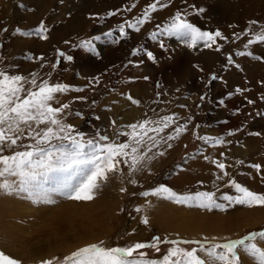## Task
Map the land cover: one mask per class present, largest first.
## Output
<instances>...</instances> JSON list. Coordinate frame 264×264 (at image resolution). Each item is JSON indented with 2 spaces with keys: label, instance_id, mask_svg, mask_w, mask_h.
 I'll return each mask as SVG.
<instances>
[{
  "label": "rangeland",
  "instance_id": "obj_1",
  "mask_svg": "<svg viewBox=\"0 0 264 264\" xmlns=\"http://www.w3.org/2000/svg\"><path fill=\"white\" fill-rule=\"evenodd\" d=\"M23 1V4H15L17 10L15 9L16 11H13L12 7L15 6L14 4L12 6L9 0H0V69H5L13 75L19 74L30 77L33 72H38L37 74H40V71L43 70L42 68H46L45 72H42L43 75L41 73L39 77H46L50 82L67 84L73 89H90L94 86H98L100 89L104 88L102 102L97 100L92 101L93 105L100 102V106L97 110L87 109V106H83V104L82 107L73 111L71 117L68 119V123L85 133L86 137L95 138L96 134L99 132L100 134L107 135L110 140L124 142L126 137H118L116 135L118 130L125 129L126 125L137 123L145 118H157L151 114L147 115L146 111H143V108L139 104H133L131 102L128 98V94L118 92L115 87V82L118 79L117 77L130 65V59L135 56L133 65L138 68L141 65L139 61L147 57L145 53L148 51H151L156 59L155 61L149 60V64L144 66L146 67V71L153 72L154 68L159 65L162 60L166 62L160 67L161 71H159V74L156 75L155 86L150 85L149 87V89H154V95L152 91L149 92V96L152 98L151 105L156 113L160 112L163 114L161 116L174 115L179 118L176 123L171 126V131H169L168 128L165 134L161 133L160 135L166 138L170 134L173 135V131H175L174 129L176 127L183 124H187L188 127L185 131L186 135L180 141L176 153L172 154V156L159 167L160 169H158V172L153 174L149 180H146V178L142 176V178L137 180L138 185L130 189L127 179H124L122 177V172H119L110 174L109 179L102 183L95 191L94 199L91 201H76L62 196H55L54 199L56 202L54 204H45L33 202L24 193L8 194L9 199L16 200L17 216L16 219H10L8 223H4V225L0 224V251L19 260L21 264H43V262L47 260H52L53 264H63L64 257L82 247H86L90 244H99L101 241L104 242V246L109 248L125 247L137 242L147 243L151 242L153 237H159L161 241L166 239L204 240L207 238L208 240L215 239V242L222 243L226 240L243 238L250 232L264 230V207L261 206L249 208L243 205H234L227 207L226 210L223 211L219 209L209 211L158 199L156 197H144L140 195V193L154 189L161 184L181 194L194 193L196 191H217L216 188H204L203 184L200 183H195V186L191 188L174 185V178L179 177L186 162H190L197 158L200 153L204 154L211 148L214 149L216 147L209 146L202 140L196 139L197 135L213 138L222 137L224 141L229 138L230 145H226L223 149V158L226 165L235 166V168L233 167L235 170L233 179L237 182L239 181L238 183L242 185L244 184L243 186L248 187L252 191L264 193L263 167H261V171L259 172L260 175H258V179L256 180L258 181L256 182L259 186L258 189L253 187L252 184L247 183L250 175L248 171L252 169L250 165L256 164L251 157L255 158L258 154H261L264 159V136L261 133L262 130H264V118L261 117L264 107L262 106L264 103V98L262 97L264 96L260 97L262 99H260V103L258 102L259 104L255 105V108H252L242 117H237L238 119L235 120L234 116L236 115L233 112V107L226 101L229 88L228 81L225 83V81L222 80L224 78V69H226V66L232 64L227 61L229 55L232 56L233 62L234 60L237 61L240 57L260 63H264V59H255L253 56L248 55L241 56L237 55L236 52L234 55L231 52L232 50L226 48V41L220 40L218 42L222 45V49L216 56V60H214L215 64L212 66L210 65L209 70L205 71L203 74H197L196 70H200L199 68L205 66L203 63L199 62L195 64L186 59V53L188 52V47H185L186 45L181 44L175 38L158 37L157 40L151 38V33L153 31H158V25L162 28L178 10L181 11L180 5H182L183 2H179V6L176 5L180 0H173V2L172 0L163 1L168 3V8L166 7L153 14L151 13V16L164 9H166L167 13L161 12V16L159 13L139 32H135L126 27L128 37L124 39H119V33L117 31L118 26L125 21L132 22L133 20H130L132 17L131 15L130 17L123 16V19H120L119 22H117L114 17H117L118 12L126 9V7H129V9L130 6L132 9L137 8L140 0H122L120 5H118L119 7L113 5L114 0H106L102 11L95 13L91 18L89 29L83 33L79 32V37L78 34L76 36L77 40L72 44L68 43L67 47L62 48L55 45L49 50H46L47 52L44 51L39 55H35L34 52V54H31L29 51L21 50L13 52L12 47L18 41L20 44L23 43L27 37H34L37 43L41 41L37 33L39 27L35 26L31 28L32 26H29L25 19L26 16L33 13L34 10L39 11V6H47V3L50 1L56 3L54 4L56 8L55 23L53 25L58 26L67 24L69 22L68 20H71L72 16H74L73 14L77 13L79 6L83 4L88 5V1L91 0H74V3L70 0L69 2L68 0ZM147 1L148 3L142 9V14L148 5L156 2V0ZM203 1L204 0H193L192 3H189L187 6V10H189L188 13L192 14L194 17V21H192L193 24L200 27L202 30L205 29L209 31L210 26L208 27V25L210 21L213 20L212 17L196 13L198 5ZM242 1L244 3H242L243 5L241 6L248 9L250 15L248 19L249 22L254 20L258 22V24L251 26L249 24V26L252 28L257 27L258 30H261V26H264V0ZM222 4L223 3H220V5ZM133 5H135V7H133ZM243 7L240 8L241 12L244 9ZM113 12L116 13V16L109 15V13ZM218 12L219 8H215L211 13L216 16ZM257 17L259 19L260 17L263 18L259 20ZM252 18L254 20H251ZM217 29H212L211 31H216ZM108 31L113 32L111 38H102L100 41H94L99 56L79 47L81 41L91 39L97 35L102 36L103 33ZM226 34L229 35L227 32ZM247 38L249 39L250 37L247 36ZM113 39H119V42L113 43ZM160 43H164L165 48H161ZM173 45L184 46L180 55L183 56L184 54L185 60L179 63L177 73H173L172 71V66L176 59L174 60L172 54H166L169 49L172 50ZM257 46V53L261 54L254 55L264 57V43H257L256 47ZM113 48L118 49L115 51L116 56H123L120 57L119 60L114 61V63L110 60L109 63L106 64L107 60L103 57L104 51H110ZM134 49H142L143 52L140 55H133ZM124 50L128 51L124 52ZM208 50L209 49L203 47H198L193 49V52L199 54L206 53ZM58 52H63L65 56H71L72 62H69V60L64 57H59ZM71 52L74 54L77 52L79 54L77 57V61L80 60L79 64H74L75 58ZM40 57H43V59L41 60ZM35 58L40 62V67H34L32 65ZM179 59L180 57H178V62ZM66 61L74 65L70 67L67 66V64L64 65ZM144 61L145 60H143L142 63H144ZM53 65H56V67H53ZM86 66L92 67L93 70L88 71V69L85 68ZM189 70L196 78L194 83L189 81ZM24 72H27V74H24ZM149 72H147V74ZM213 75H215L217 79L211 80ZM221 76H223L222 79ZM147 79L149 83L153 82L154 77L152 73L148 75ZM217 82V86L215 85L217 88H213V85ZM124 83L130 84L128 81H124ZM189 83H193V87L190 86V88H188ZM176 90L178 91L177 93H175ZM72 92L76 91L70 90L68 93L63 94L66 96V101L75 102L76 100H83L84 103V94L81 95V97H69ZM60 96L61 95H58L57 98ZM202 96L205 97V99L201 100ZM228 97L230 96L228 95ZM164 99L165 102L163 101ZM221 100L224 101L223 104L220 103ZM169 102L170 106L168 105ZM154 105L156 107H154ZM77 112L81 113V116L77 117L75 115ZM97 117L99 119H97ZM255 120H260L259 133L257 135L258 141L252 142L248 136L252 128H254L253 122ZM113 121L115 122L114 124ZM250 125L252 126L250 127ZM248 127H250V129ZM240 131H244V133L241 134ZM229 133L232 134L229 135ZM239 133L241 134L240 137L232 139V136ZM162 148L163 147L160 145L157 146L153 149V153L162 152ZM5 154L11 153L7 152ZM160 156L161 155H156V158ZM241 161L243 163H240ZM230 177L232 179L233 176L230 175ZM144 181H147V187L145 186V188L142 189V182ZM227 182L228 181L225 182V186ZM224 192L223 190H219L217 195L219 196ZM229 194H234L233 189L229 191ZM218 202L224 203L223 201ZM138 207L141 209L140 212L135 211ZM153 213L154 217H152ZM239 213L241 214L238 215ZM156 215L158 217H162V215L172 217L173 221H167L161 226ZM145 216L148 218V224L142 223ZM204 218L207 220L211 219L207 221L208 223L206 222L208 225L205 224L206 226L203 225L202 228L200 225H196L197 221H203ZM240 220L241 222H239ZM192 221L194 224L191 223ZM190 224L192 225L191 228L195 231L200 228L201 233L196 236H188L180 232L182 229L190 228ZM223 224H227L228 226H226L230 227L232 230L227 233L222 232L226 236L223 238L221 236L220 238L218 237V232L222 231L220 229ZM212 226L215 228H211ZM255 242L258 247L264 249V240L258 238ZM170 247H172V245L161 243L159 245V252L155 249H145L142 251L146 252L148 259L158 260L167 253ZM182 247L190 250L192 247H196V245H182ZM238 255L240 258L239 264H257L255 258L249 256L242 249L238 250Z\"/></svg>",
  "mask_w": 264,
  "mask_h": 264
},
{
  "label": "snow or ice",
  "instance_id": "obj_2",
  "mask_svg": "<svg viewBox=\"0 0 264 264\" xmlns=\"http://www.w3.org/2000/svg\"><path fill=\"white\" fill-rule=\"evenodd\" d=\"M166 7L168 3L156 0L155 3L148 5L142 18H137L135 22L121 23L117 29L119 39L128 37L126 27L139 32L141 26L152 19L151 13ZM204 11L205 9L200 8L196 10V13L203 14ZM115 14L109 13V15ZM188 15L189 13L182 14L178 10L162 28L157 26L158 31H153L151 38L153 40H157L158 37L175 38L190 49L198 47L212 49L215 46V51H221L222 45L218 44V40L227 41L228 38L218 29L216 31L202 30L189 21ZM249 24L251 26L258 22L250 21ZM249 31L246 29L243 34H234V38H239L240 35L247 36ZM45 32L46 28L41 24L37 29L41 39L48 38ZM112 36L113 32L108 31L102 36L97 35L81 41L79 47L99 56L94 41ZM119 39H113L112 42L118 43ZM257 43H264V26H261L259 33L253 34L252 38L248 39L245 48ZM160 47L165 48V44L160 43ZM142 52V49H134L132 54L140 55ZM145 54L148 60L155 61L156 58L151 51ZM237 55L264 59V57L255 56L251 51H241ZM58 56L72 60L71 56H65L63 52H58ZM40 59L42 60L43 57ZM227 61L230 64L233 63L231 55L227 57ZM215 79L217 77L213 75L211 80ZM70 90L79 92L84 89H73L67 84L51 83L48 78L39 77L37 73L25 77L0 69V191L7 194L24 193L35 203L54 204L55 196L76 201H91L94 199L95 191L109 179L110 174L121 172V165L129 169L130 175L141 171L148 162L156 158V155L164 154L159 152L149 155L162 140L167 143L178 139L188 127L187 124L180 125L175 128V135L162 137L160 134L179 119L174 115H164L156 119L145 118L137 123L126 125L125 129L118 130L116 135L126 137L124 142L110 140L107 135L99 132L95 138H88L85 133L66 122L65 114L66 110L70 109V104H60L57 99L58 95L66 94ZM128 98L133 104H139V101L131 96ZM203 99L205 97L202 96L201 100ZM220 103L223 104L224 101L221 100ZM248 103L254 102L250 100ZM75 115L79 117L81 113L77 112ZM253 134L258 135V133ZM196 139L213 147L225 143L222 137L197 135ZM26 140L32 142L25 143ZM171 146L168 144L169 148ZM6 152L11 154H5ZM204 159L211 160L223 176L229 175L226 170L228 166L225 163L212 160L208 156H204ZM250 167L259 173L262 166L253 164ZM217 179L221 177L217 176ZM131 183L136 184V181L132 180ZM226 186L231 187L234 194L222 193L218 196L219 189L181 194L161 184L140 195L209 211L213 209L223 211L234 205L249 208L264 207V193L252 191L235 179H229ZM135 211L140 212L141 209L138 207ZM142 223H149L147 216L143 218ZM258 238L264 240V230L250 232L243 238L226 240L222 243L207 238L161 241L159 237H153L151 242H137L125 247L109 248L101 241L99 244L82 247L64 257L63 264H239L238 250L241 249L255 258L257 264H264V249L258 247L255 242ZM161 243L172 245V247L161 259H148L146 252L142 250L155 249L159 252ZM182 245H196V247L189 250ZM0 264H21V262L0 251ZM43 264H53V261L47 260Z\"/></svg>",
  "mask_w": 264,
  "mask_h": 264
},
{
  "label": "bare ground",
  "instance_id": "obj_3",
  "mask_svg": "<svg viewBox=\"0 0 264 264\" xmlns=\"http://www.w3.org/2000/svg\"><path fill=\"white\" fill-rule=\"evenodd\" d=\"M70 1L71 2L73 1V3H74V0H70ZM163 1H165V0H162V2ZM181 1L183 2L182 5H180V10L182 11V14L185 12L188 13L189 10H187V8H188L187 6L189 5V3H192L193 0H180L177 2L176 5H178V3ZM9 2L12 4V6H13V4L18 5V3L19 4L24 3L23 0H9ZM68 2H69V0H68ZM105 2H106V0L88 1V3H89L88 5L83 4L82 6H79V9L77 8L78 9L77 13L73 14L74 16H72L71 20H68L69 22L67 24H62V25H58V26L53 25L55 23V8H56L54 4H56V3H54V1H50L49 3H47V6H41V7L39 6V8H40L39 11L34 10L33 13L28 14L25 19L27 20L29 26H32L31 28H33L35 26L39 27L41 24H43L46 28L45 35H47L48 38L47 39H41V41L39 43H37L36 39L34 37H32V36L29 38L27 37V39H25L23 41V43L20 44V42L18 41L12 47L13 52H17V51L21 50V51H29L31 54L35 53V55H39V54H42L44 51L49 50L52 46H55V45H58L62 48L67 47L68 43L72 44L77 40L76 36L79 32L83 33V32H86L87 29H89L91 18L94 16L95 13L102 11ZM121 2H122V0H114L113 5H116V7H117L118 5H120ZM131 2H133V1H131ZM172 2H173V0H172ZM147 3H148L147 0H140L138 2L137 8L132 9V7L130 6V9H129V7H126V9L118 12V16L114 17V19L117 22H119L120 19H123L122 18L123 16H129L130 17V15H131L132 18L130 20H133L135 22L136 17L141 18V16H143V14L141 12ZM220 3H223V4L220 5ZM242 3H244L242 0H220V1L204 0L201 4L198 5L197 10L200 8H203V9H205L203 14H205L206 16L212 17L213 20L210 21V24L208 25V27L210 26L209 31H211L212 29H217V27H218V29L221 31V33L225 37L228 38L226 41V44H227L226 48L232 50L231 52L233 54L235 52L238 53L241 51H243V52L251 51L254 54H261V53H257L258 46L256 47V44L250 46L249 48H245V45L247 44V41H248V40H246V39H248L247 36L252 38V35L255 33H259L260 30H258L257 27L252 28L249 26V23H248L249 20L248 19L250 18V15L248 13V9L246 7L244 8L243 6H241V5H243ZM241 7L244 8L242 12L240 11ZM12 8L14 11L17 7L15 5ZM215 8H219V12L216 16L212 15V13H211ZM177 10H178V8H177ZM161 12L167 13L166 9H164L163 11H159L155 15H152V18L157 16L159 13L161 16L162 15ZM170 13H171V11H170ZM187 18L189 19L190 22L194 21V17L190 13H189ZM261 18H263V17H260V19ZM255 19H256V17H255ZM257 19H259V18L257 17ZM251 20H254V19L252 18ZM148 23H150V22H147L143 26H141V30L144 29V26ZM246 29L250 30L249 35H247V36L240 35L239 38H234V34H243ZM226 32L229 35H227ZM78 37H79V34H78ZM218 41H220V40H218ZM218 44H219V42H218ZM183 47H184L183 45H173L172 50L169 49L166 52V54L167 53L172 54V56L174 57V60L176 59L173 66H172L173 73H177V69L179 68V63L181 61L185 60L184 54H183V56L180 55L182 53L181 50ZM185 47H187V46H185ZM214 49H215V46H213L212 49H209L206 53L195 54L193 52V49L187 48L188 52L186 53V59L189 62H193L195 64H198L199 62L203 63V65L205 66V67L199 68L200 70H196V68H195L197 74H199V75L203 74L205 71L209 70L210 65L212 66L215 64L214 60H216V56L218 55V53H220V51L217 52ZM116 50H118V49L113 48L110 51L109 50L104 51L103 57L107 60L106 64H108L110 60L114 63V61L119 60V58L123 56V55L122 56H116V54H115ZM125 51L127 52L128 50H124V52ZM71 54L75 58L74 64H79L80 60L77 61V59H78L77 57L79 54L77 52H76V54L71 52ZM178 57H180L179 62H178ZM147 59H148L147 57L142 58L141 61H139V62H141L140 67L136 68V66L133 65V63L135 62V56L133 58H131L130 59V61H131L130 65L117 77L118 79L115 82L116 83L115 87L117 88L118 92H123L125 94H128L133 99L139 101V105L143 108V111H146L147 115L151 114L152 116H156L158 118V116H161L163 114L160 112L156 113L155 110L153 109V107L151 105L152 104V102H151L152 98L149 96V92L152 91V94L154 95V89L153 88L149 89V87H150V85L155 86V82H156L155 78L157 77L156 75L159 74V71H161L160 67L163 66L166 62H165V60H162V62L154 68L153 72H149L148 70L146 71V67H144V66L148 65L150 62ZM165 59H167V58H165ZM143 60H145L144 63H142ZM66 64L69 67L74 65L72 63H68L67 61L64 63V65H66ZM98 64H101V63H98ZM32 65L34 67H40V62L37 61V59L35 58V61L33 62ZM64 65H63V67H64ZM237 65L239 67H237ZM85 68H87L88 71L93 70L92 67L86 66ZM42 69L43 70L40 71V74L42 72H45V70H46V68H42ZM147 72H149V73L147 74ZM223 72H224V75H223L224 78H223V76H221V79L223 78L222 80H224L225 83H226V81H228V86H229L228 95L231 94L230 97H228V95H227L226 101L228 102V104H231V107H233V112L236 115V116H234V119L236 120V119H238L237 117H242L249 110H251L252 108H255V105L260 103V99L264 98V97H262V96H264V63L253 62V61L247 60V58L240 57L237 61L234 60V62L231 65L226 66V69H224ZM150 73H152V75L154 77V80L151 83H149L148 79H145V77L148 78V75H150ZM24 74H27V72H24ZM40 74H38V75L40 76ZM42 75H43V73H42ZM188 77L190 79L189 80L190 82H193V83L195 82L194 80L196 78L193 76V74L190 72V70H189ZM124 81L130 82V84H125ZM55 82H57V81H55ZM51 83H53V82H51ZM193 83H191V84L189 83L188 88H190V86L193 87L192 86ZM217 84H218V82L213 85V88L215 87V85L217 86ZM215 88H217V87H215ZM237 89H240L241 91L237 92L236 91ZM103 91H104V88L100 89L98 86H94L90 89L89 88L84 89L81 92L76 91V92L70 93L69 97L70 96L81 97V95L84 94L83 95L85 98L84 103H83V100H80V99H79L80 101L76 100L75 102L74 101L73 102L66 101L67 99H66V96H64V95H61L59 98H57L59 100L60 104H63L66 102L70 104V109L66 110V114H65L66 122L68 123V119L71 117L73 111H75L77 108L82 107L83 104H84L83 106H87V109L97 110L100 106V102H102V99H103L102 98V95H103L102 93H104ZM177 92L178 91L176 90L175 93H177ZM260 97H262V98H260ZM93 100H97L100 102H98V104H96V105H93L92 104ZM250 100L253 101L254 103H251V104L248 103V101H250ZM163 101L165 102V99ZM168 105L170 106V102L168 103ZM54 106H59V105H54ZM262 106H264V103L262 104ZM154 107H156V106L154 105ZM144 114H145V112H144ZM261 117L264 118V107H263V113L261 114ZM260 120H261V118H260ZM260 120L259 121L255 120L253 122L254 128H252V131H251L250 135L248 136V137H250V140L252 142L258 141V136L253 134V133H259L258 129H259ZM251 126L252 125H250V127ZM250 127H248V128L250 129ZM166 131H167V129L164 131L163 134H165ZM169 131H171V127L169 128ZM242 133H244V131L241 132V134ZM261 133L264 136V130H262ZM241 134L239 133V134L232 136V139H237L238 137H240ZM173 135H175V131H173ZM185 135H186V132L182 133L178 139L170 140L167 143H164L163 141H161L160 146L163 147L161 149V151L164 154L161 155L159 158H155L154 160H151L150 162H148L147 166L145 168H143L141 171H138V172L130 175L129 169L126 166L121 165L122 177L124 179H127L128 183H129V185H128L129 189L138 185L137 180L142 178V176H144V178H146V180H149L151 178V176H153V174L157 173L158 169H160L159 167L162 164H164L169 159V157L172 156V154L176 153V151L178 149V145ZM229 141L230 140L228 138L224 144H222L220 146H216L214 149L211 148L209 151L205 152L204 154L200 153L197 156V158H195L194 160H191L190 162L189 161L186 162L184 164L183 170L179 174V177L174 178V185L191 188L192 186H195V183H200V184H203L204 188H207V189L216 188V189L225 191L224 193H229V191H231L232 188L225 186V182L228 181L229 179H231L230 175L233 176L232 179L234 178L235 166L234 165H227L228 167L226 170L228 171L229 176H223V174L215 166V164H213L211 162V160H205L204 159V156H208L212 160H219V161L225 163V160L223 158V155H221V153L223 154V149L225 148L226 145H230ZM24 142L25 143H31L32 141L26 140ZM168 144H171L172 146L169 148ZM260 151H259V153H260ZM152 154H153V152L149 153L150 156ZM262 156H261V154H258L255 158H253L251 156L250 157H251V159H254V163L260 164L264 168V162H262V161H264V159ZM236 172H237V170H236ZM248 173L250 175H249V178L247 180V183L252 184L253 187L258 189L259 186L257 185L258 183H256L258 181H256V180L258 179V175H260V174L254 168L249 169ZM217 176H220L221 179L218 180ZM132 180H135L136 184L131 183ZM241 180H243V179H241ZM146 182L147 181L142 182V189L145 188V186L147 184ZM13 200L9 199V196L7 193L0 191V224H2V225H4V223H8V221L10 219H16L17 204L15 203L16 200H14V201ZM240 214L241 213H239L238 215H240ZM152 217H154V213H153ZM239 217H237V218H239ZM156 218L158 219V221H160L159 224L161 226L163 223H165L167 221H173L172 217H167L166 215H162V217H158L156 215ZM209 220H211V219H209ZM209 220L204 218L203 221H197L196 225H200L202 228V226L205 225L206 222ZM225 220H227V219H225ZM239 222H241V220ZM191 223L194 224L193 221ZM219 223H220V221H219ZM206 225H208V224H206ZM226 225L227 224L221 225V227L223 229L221 228L220 230H222V231L218 232L219 233L218 237L221 238V236H222V238H223L226 236V235H224V233L231 232L232 229L230 227H227L228 225L227 226ZM189 227L190 228H188V229H182L180 232L182 234H185L188 236H196L199 233H201L200 228L196 229V231H195L193 228H191L192 227L191 224L189 225ZM211 228L214 229L215 227L212 226ZM222 232H224V233H222ZM221 233H222V235H221Z\"/></svg>",
  "mask_w": 264,
  "mask_h": 264
}]
</instances>
